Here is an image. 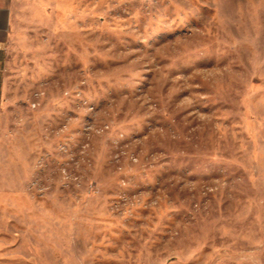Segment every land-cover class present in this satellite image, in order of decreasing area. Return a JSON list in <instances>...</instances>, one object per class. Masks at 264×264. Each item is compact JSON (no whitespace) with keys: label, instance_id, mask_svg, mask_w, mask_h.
I'll return each instance as SVG.
<instances>
[{"label":"rangeland","instance_id":"374dc122","mask_svg":"<svg viewBox=\"0 0 264 264\" xmlns=\"http://www.w3.org/2000/svg\"><path fill=\"white\" fill-rule=\"evenodd\" d=\"M6 264H264V0H12Z\"/></svg>","mask_w":264,"mask_h":264},{"label":"crops","instance_id":"0c3cea01","mask_svg":"<svg viewBox=\"0 0 264 264\" xmlns=\"http://www.w3.org/2000/svg\"><path fill=\"white\" fill-rule=\"evenodd\" d=\"M12 8V0H0V112L4 109L6 99V84L3 65L6 60V51L3 47L4 39L8 33L10 26V12ZM0 125V134L3 131ZM0 264H6L0 260Z\"/></svg>","mask_w":264,"mask_h":264}]
</instances>
